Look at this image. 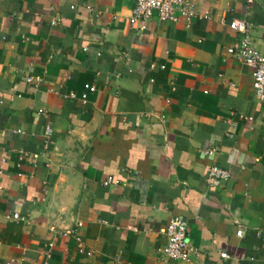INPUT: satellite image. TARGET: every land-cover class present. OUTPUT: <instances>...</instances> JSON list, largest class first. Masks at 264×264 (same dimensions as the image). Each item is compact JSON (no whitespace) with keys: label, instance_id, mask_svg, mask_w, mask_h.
<instances>
[{"label":"crops","instance_id":"obj_1","mask_svg":"<svg viewBox=\"0 0 264 264\" xmlns=\"http://www.w3.org/2000/svg\"><path fill=\"white\" fill-rule=\"evenodd\" d=\"M191 1L210 17L185 27L130 22L134 0H0V264H264V109L225 53L237 19L264 55V0ZM173 217L198 258L163 256Z\"/></svg>","mask_w":264,"mask_h":264},{"label":"built area","instance_id":"obj_2","mask_svg":"<svg viewBox=\"0 0 264 264\" xmlns=\"http://www.w3.org/2000/svg\"><path fill=\"white\" fill-rule=\"evenodd\" d=\"M90 10L89 8H86ZM153 15L160 21H167L171 23H181L185 27L188 26L192 19H207L208 13L197 12L191 0H134V6L131 10L130 22L143 23L149 20ZM53 25L54 22L52 21ZM228 29L239 34V40L232 46L225 49L228 56H232L239 62L248 66L251 69V87L257 100L262 104L264 109V55L256 50L251 42L249 36V27L245 20H232L227 25ZM24 81L27 84L36 85L40 79L38 77L25 76ZM83 92L79 98L82 103H85L86 92H93L94 88L90 85L84 84ZM66 99H74L75 94L69 93L64 96ZM40 115L43 114L38 110ZM52 128L47 123L44 126L43 137L47 138L51 135ZM212 149L205 150V155H210ZM229 177L226 170L210 165L207 169L205 182L210 187H217ZM105 184H117L118 181L113 178H106ZM13 220L23 221L24 218L17 213L11 215ZM49 231H54L49 228ZM160 233L165 237L166 243L162 250L163 256L172 261L189 262L191 259L198 258L199 253L186 240V222L178 217L170 218L165 226L160 230ZM68 234L64 231L62 235ZM79 242V239L76 238ZM51 246V245H49ZM79 252L83 250L78 249ZM90 255L89 251L85 252ZM219 258L225 260L228 256L224 252L219 253ZM3 264H11L5 262Z\"/></svg>","mask_w":264,"mask_h":264}]
</instances>
